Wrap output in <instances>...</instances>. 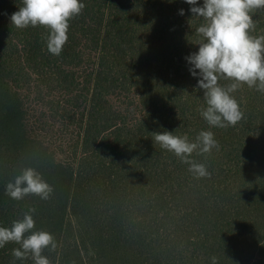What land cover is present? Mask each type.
Here are the masks:
<instances>
[{
	"label": "trees",
	"instance_id": "1",
	"mask_svg": "<svg viewBox=\"0 0 264 264\" xmlns=\"http://www.w3.org/2000/svg\"><path fill=\"white\" fill-rule=\"evenodd\" d=\"M81 2L54 56L44 27L11 25L22 0H0V226L34 208V230L57 243L43 253L50 264H212V257L264 264V93L242 86L233 95L244 118L210 128L185 59L198 51L203 21L185 0ZM253 20L251 34L264 35V11ZM37 79L54 90L56 103L76 105L73 161L59 159L29 128L24 91ZM164 130L190 141L214 133L219 149L192 155L210 177L195 178L153 143V132ZM27 166L54 187L49 200L6 194ZM19 247L0 248V264H34L14 258Z\"/></svg>",
	"mask_w": 264,
	"mask_h": 264
},
{
	"label": "clouds",
	"instance_id": "2",
	"mask_svg": "<svg viewBox=\"0 0 264 264\" xmlns=\"http://www.w3.org/2000/svg\"><path fill=\"white\" fill-rule=\"evenodd\" d=\"M185 2L191 6L192 17L203 21L196 29L200 37L196 44L198 51L185 57L191 75L198 77L197 87L203 90L206 107L201 109V116L210 128L235 126L244 113L233 94L244 85L264 93V35L251 34L256 28L253 15L264 11V0H203L202 5L198 0ZM84 8L81 0H22L19 10L11 14L10 22L17 29L44 27L48 32L45 37L48 52L59 56L68 42L70 21ZM180 14H184L183 9ZM221 80L231 83L222 86ZM152 141L189 165L188 170L195 178L210 177L206 165L196 162L192 155L211 154L213 149H219L212 131L203 130L190 141L187 135L164 130L153 132ZM5 192L15 200L29 195L49 200L54 187L36 168L27 166L7 183ZM29 212L14 220L10 227L0 226V248L14 242L20 246L12 251L15 259L30 257L34 264H50L43 253L45 249H56L55 237L47 231L34 230L35 221ZM211 262L217 264V258L212 257Z\"/></svg>",
	"mask_w": 264,
	"mask_h": 264
},
{
	"label": "rangeland",
	"instance_id": "3",
	"mask_svg": "<svg viewBox=\"0 0 264 264\" xmlns=\"http://www.w3.org/2000/svg\"><path fill=\"white\" fill-rule=\"evenodd\" d=\"M24 92L30 130L39 135L59 159L73 161L80 141L79 119L74 117L76 105L67 98L60 105L56 103L54 90L39 79Z\"/></svg>",
	"mask_w": 264,
	"mask_h": 264
}]
</instances>
